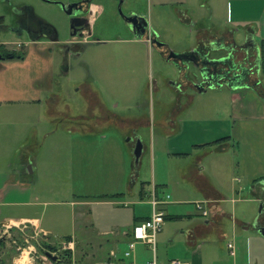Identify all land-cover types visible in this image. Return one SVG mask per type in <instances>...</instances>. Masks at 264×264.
Masks as SVG:
<instances>
[{
  "label": "rangeland",
  "instance_id": "1",
  "mask_svg": "<svg viewBox=\"0 0 264 264\" xmlns=\"http://www.w3.org/2000/svg\"><path fill=\"white\" fill-rule=\"evenodd\" d=\"M11 1L16 5L30 4L37 14L60 26L61 37L68 36L69 19L61 3L75 0ZM229 2L231 0H186L185 3L124 0L119 7V0H94L102 10H96L90 32L98 38L99 44L83 52L84 63L70 75L75 81L62 75L61 81L67 82L65 87L54 85L55 119L50 120L45 113L49 91H37L38 100L32 104L23 99L10 100L15 99L11 98L13 93L2 96L0 171L24 170V179L31 183L29 190L37 194V207L43 210L42 220L50 230V241L60 246L71 239L72 264L105 263L111 250L126 264H141L153 260V256L159 264L174 258L190 260L187 228L195 222L206 224L205 220H209V228L205 227L207 240L201 246L202 264H255V251L251 253L248 239L254 235L252 225L258 216L260 199L252 192L251 184L252 176L259 177V174L254 175L256 168L264 166V119L225 117L218 120V103L224 107L229 103L232 111L238 100L231 97L227 87H211L196 94L193 102L196 110L192 108L188 115L194 120L186 124L188 128L182 137L164 141L159 136L164 112L161 103H172L168 84L177 79L182 68L181 63L167 55L170 51L179 52L196 31L176 10L186 6L193 18H198L205 29L213 32L238 25L234 11L231 16ZM129 12H138L147 19V33L152 36V32V38L167 44L163 47L165 53L158 51L155 44L148 48L147 42H129V37L134 35L123 16ZM235 38L239 41L242 37L236 34ZM0 40L11 43L16 37L11 30L4 29ZM189 68L196 70L194 66ZM54 71L57 72L55 68ZM15 72H26L15 66L7 72L14 75V83L21 87L25 80ZM258 79L264 85V74L260 70ZM83 85L87 88L86 94L102 100V105L88 106ZM81 111L87 114V128L64 118L65 114L75 115ZM134 118L138 122L133 126L128 119ZM90 132L96 134L93 140H78L80 134ZM137 140L141 144L145 142L146 149L138 162H133L135 168L138 167L134 176L137 178L129 190L126 185L134 177L121 181L115 177L120 173L126 149L133 152ZM222 142L226 147L219 145ZM26 144H32L35 153L27 163ZM182 148L184 152H178ZM207 178L222 196L221 212L215 215L207 209L208 205L207 215L195 206L203 200L201 191L206 189L201 186L207 185ZM155 183L158 195L163 194L165 203L160 207L167 216L156 235L155 248L137 241L130 255L124 256L128 241L122 232L131 227L133 209L140 215L151 211ZM141 188L142 198L138 196ZM8 190L27 198L20 196L18 187H8ZM104 194L114 196L103 198ZM7 208L18 213L32 207ZM78 210H82V215H78ZM221 232L227 233L223 239L219 238ZM227 241L234 244V255L228 254ZM65 250L58 248L55 254L61 257ZM259 264H264V260Z\"/></svg>",
  "mask_w": 264,
  "mask_h": 264
},
{
  "label": "crops",
  "instance_id": "2",
  "mask_svg": "<svg viewBox=\"0 0 264 264\" xmlns=\"http://www.w3.org/2000/svg\"><path fill=\"white\" fill-rule=\"evenodd\" d=\"M180 3H185L186 0H179ZM230 6V13L231 16L233 15V11L235 12V21L237 22V26L232 29H217V30H207L206 27L202 24L201 21H199L198 18H193L192 12L190 14V11L188 8L180 7L176 11L178 12L180 18L187 19V21H190L196 28L195 34L191 40H189L180 50L177 52L179 55H185L183 56L181 60L178 58L170 57L169 59L174 60L175 62L181 63V71L179 72V75L177 79L175 80V84H173V87H171L170 83L168 84V89L171 94L172 103H161V107H163L164 112L163 116L160 120V127L162 128L161 134L159 135L160 138L164 141H170L172 138L179 139L182 137V134L185 129L188 128V122L193 121V117H188L190 115L192 108L195 109V104L193 106L194 98L196 94L200 92H205L211 87H206L204 85L203 88H197L196 86L192 85L190 79L193 78V69L189 68V66H194V63L192 62V59L195 58V56H202L206 55L209 57H219L226 54V50L228 49V42L232 40L233 38V32L235 34H240L242 36L243 33L248 34V38L250 41H253L251 39H254L253 44L257 45L259 47V53L260 60L263 58L264 60V0H231L229 2ZM27 7V3L19 4V7ZM18 6V5H17ZM32 12L36 16H40V14H37L33 7ZM18 8V7H17ZM94 8L98 11L101 9L99 5H94ZM102 10V9H101ZM187 15V18L185 16ZM44 18L46 23H49L51 25H55L54 22L48 20L44 16H40ZM56 27L58 29H61L59 25L56 24ZM12 32V31H11ZM151 35L153 36V33L151 32ZM38 40L36 45L34 46L31 42L33 40H25L24 43L26 44V51L23 56H20L19 49L20 46L18 45L19 42H21L20 37H16V41L8 42L7 40H0V44L5 47L9 48L17 54L16 56H8L5 58L0 57V104L2 96L5 95V93L10 94L13 93L14 95L11 96L10 100H27L29 101V104H32V102L36 99L35 94L37 91L42 90L43 92L49 91L50 93L47 95L46 98V115L50 120L55 119V114L57 111L55 110L54 106V87L52 86V77H53V57L54 52L49 48L50 42L49 39L45 36L37 37ZM36 38V39H37ZM40 38V39H39ZM137 42L143 44L144 42L135 38L129 39V42ZM139 43V44H140ZM9 44H13V46H8ZM163 45V44H162ZM144 46V45H143ZM148 48L151 46V44H147ZM153 46V45H152ZM164 46L166 47L167 44ZM163 46V47H164ZM214 50H211L213 49ZM158 51L159 48H156ZM250 52L254 51L253 48L249 49ZM192 54H189V53ZM164 56V55H163ZM197 60H199L197 58ZM20 67L23 69L26 73H20L15 72L16 74L22 76L25 80V83L22 84L20 87L19 84H15L13 80V74L8 73L12 70L13 67ZM217 67H223V65H217ZM261 68V63L259 66V70ZM11 75V77H8ZM258 76V74H257ZM256 76V77H257ZM254 78V79H253ZM258 79V77H257ZM219 81L220 84L214 85L212 88H223L227 87L231 91V97L235 98V100H238L237 104H234L233 110L231 111V108L228 105L224 107L221 105V103H218V111H216L218 120H224L225 117L227 118H234V119H240L245 120L248 118L251 119H264V93L259 94L256 90V87H253V81H255V76L252 74L247 76L242 82L235 83L233 86L229 87L225 84V78H220ZM260 81V79H259ZM245 83L249 84L248 86L245 85ZM261 83V82H260ZM180 86V88H177V86ZM264 92V85L261 87ZM26 91L24 93L23 91ZM235 90V91H234ZM233 91V92H232ZM239 91V92H236ZM240 91H243L244 94L240 93ZM257 93V94H256ZM35 100V101H36ZM88 102V101H87ZM236 103V101H234ZM96 102H91L89 100L88 106L96 105ZM115 105V104H114ZM1 106V105H0ZM28 106V105H27ZM87 106V107H88ZM226 109V110H225ZM116 115V114H115ZM64 118L71 120L73 122L79 123L80 125H87V114L85 111H81L78 114L75 115H69L65 114ZM96 123V118L94 120ZM138 120L137 119H128V123H132L133 126L137 125ZM89 124V123H88ZM92 122H90L89 126H91ZM87 128V126H86ZM96 134L93 132L90 133H82L79 135L78 140L79 141H85V140H93L94 136ZM105 138H101V140H104ZM181 141V140H180ZM164 144H166L164 142ZM199 144V143H196ZM224 144V145H223ZM219 145H222L226 147L227 144L225 142L220 143ZM35 146V144H34ZM135 146V144H134ZM133 146V148H134ZM141 153L139 158L142 156V153L146 149L145 142L141 144ZM26 148V157L25 162L27 163L28 158L30 156H34L35 153L33 152V145L32 144H26L24 146ZM149 149L152 148V142L149 144ZM154 148V147H153ZM179 150V149H177ZM127 151V152H126ZM126 156L124 159H122L121 162V170L120 173L115 177L116 179H119V181L123 179H128L130 176L133 178L136 174V171L138 169L134 166V154L131 152V150L126 149ZM150 151V150H149ZM151 152V158L153 160L154 158V151L153 149ZM178 152H184L183 148ZM175 155H181L176 152H172ZM138 158V159H139ZM141 164V159H140ZM30 169L31 167L28 166ZM136 169V170H135ZM259 170V171H257ZM30 172L31 169H30ZM24 170H16L15 172L6 173L0 171V233L4 232V235L1 236V240L4 241L2 246L0 247V264H43L47 261H43L38 258H34V252L32 249L35 248V250L38 253H44L45 249L51 247H42L39 248L38 245L40 243V240H45L51 245H55L53 242L49 239L50 230L49 228L43 224V210L39 209L37 206L39 202L37 201V194L33 191L31 192L29 190L31 183L27 182L24 179ZM259 174V175H258ZM252 176V184L251 189L252 192L257 194V196L263 197L264 196V166H260L258 169L256 168V172ZM256 177V178H254ZM137 177H134L133 179H129L126 185V187H129V190L133 188L134 181H136ZM142 182V181H141ZM143 187V185H141ZM8 187H15L19 188L21 192L20 196H27V198L19 197L17 196L19 193L15 194V192L12 193V191L8 190ZM202 187H205V191L202 190V196L203 200L201 201L204 204V207L208 205V210L213 212V214H217L219 211L221 212V207L219 205L221 193H219L216 190V186L212 184L209 181V178H207V185H202ZM10 189V188H9ZM155 189V195L156 198L160 201L157 204V207L161 210L162 207L160 205L164 204L165 201L162 200V195H158L157 185L155 183L154 185ZM16 189H14L15 191ZM142 188L138 193V196L140 198L143 197ZM118 193V192H117ZM217 195H216V194ZM30 197H33V200H31ZM8 206H31L28 211L25 212H13L10 209H8ZM34 206V207H33ZM151 211H152V204H151ZM150 211V212H151ZM164 211V210H163ZM150 212L146 215H140L136 214V211L133 209L132 215L130 219L132 220L131 227L127 230H124L123 237L125 240L129 241L131 238V230L132 226L135 224L136 219L143 220L150 216ZM78 215H82V210H78ZM208 214V213H207ZM206 214V215H207ZM164 215L165 212H164ZM258 217V216H257ZM165 220V218H164ZM25 221V225H21V222ZM206 224H200L199 222H195L193 225L189 226L187 228V237H188V243L190 246V251L188 255H190V260L184 259L191 264H202L201 258V246L202 243L205 242L207 239L205 238V227L207 229L209 228V220H205ZM11 224V225H10ZM20 224L19 226H17ZM9 225L10 227H7ZM249 226H247L245 229H248ZM252 229L254 232V235L249 237V246L252 253V250L255 251L256 256V262L255 264H259V262L264 260V238L260 233L257 232L255 227L252 225ZM227 235L226 232H221L220 239L225 238ZM15 237V238H14ZM48 238V239H47ZM17 241L19 245L25 246V252L24 257L19 260L17 258L18 251L16 250V246L12 240ZM26 240V241H25ZM71 242V239H67ZM124 240V241H125ZM72 243V242H71ZM73 247V243L71 244ZM28 246V247H27ZM56 246V245H55ZM31 247V249H29ZM57 247V246H56ZM226 247V244H225ZM227 249V247H226ZM228 251V250H227ZM229 254V253H228ZM252 255V254H251ZM262 257V258H261ZM261 258V259H260ZM175 259V258H174ZM48 261H51L48 259ZM52 263H55L51 261Z\"/></svg>",
  "mask_w": 264,
  "mask_h": 264
},
{
  "label": "flooded vegetation",
  "instance_id": "3",
  "mask_svg": "<svg viewBox=\"0 0 264 264\" xmlns=\"http://www.w3.org/2000/svg\"><path fill=\"white\" fill-rule=\"evenodd\" d=\"M94 0H75L74 2L68 3H75L69 8L63 9L65 14L68 16L69 19V33L68 36L61 37V32L56 27V25H51L46 23L44 18L40 16H36L32 12V8L30 5L27 7H19L16 4H12L11 0H0V32L4 29L11 30L15 37L22 38L25 36V40H33L31 42L34 46L36 45L38 38L45 36L49 39L50 45L49 48L54 52L53 57V77H52V86H56V88H64L66 83L61 81L62 75L66 76L69 81H75L76 79H71L70 75L75 72L77 66H80L84 63L82 58V54L89 46H94L99 44L98 38L96 36L91 35L90 28L93 23V17L95 15L96 9L93 3ZM124 0H119V7ZM66 3L65 5H67ZM23 4V3H22ZM5 7H4V6ZM16 5V6H15ZM62 6V5H61ZM18 7V8H17ZM2 8L4 10H2ZM120 10V9H119ZM66 12H70L67 14ZM130 14L123 15L124 20L131 30L130 25L128 23L127 17L129 15H138V19L133 21L135 26L137 27V32L144 31L140 36L134 37L135 39L141 40L143 42H147L148 44H155L160 52L165 53V49H163L164 45H159L157 42L149 35L148 31V21L147 19L138 12H129ZM5 15H7L5 17ZM147 33V34H146ZM37 38V39H36ZM132 39V37H129ZM149 38V40H148ZM40 39V38H39ZM129 40V39H128ZM140 43V42H139ZM230 44V41L228 42ZM141 44V43H140ZM20 46L19 55L23 56L26 51V44L24 41L19 42ZM246 46L248 49L253 48L251 45L250 39L247 41ZM171 52V51H170ZM169 52V53H170ZM17 55L15 51L5 48L0 44V57L5 58L9 55ZM168 56V55H167ZM181 56V55H180ZM182 55L181 57L183 58ZM182 60V59H181ZM200 60V58H199ZM205 61V59H204ZM54 68L57 70L54 71ZM55 72L57 74H55ZM56 76V77H55ZM248 76V75H247ZM81 82V80H79ZM175 81H171L170 85L173 87ZM84 86V85H83ZM174 88V87H173ZM87 88L84 86V92L86 100L89 102H96L98 105H102L103 101L99 100L93 95L86 94ZM116 104V103H115ZM260 201L263 203V208L261 213L258 215L257 220L259 221L260 225H264V196L259 198Z\"/></svg>",
  "mask_w": 264,
  "mask_h": 264
},
{
  "label": "water",
  "instance_id": "4",
  "mask_svg": "<svg viewBox=\"0 0 264 264\" xmlns=\"http://www.w3.org/2000/svg\"><path fill=\"white\" fill-rule=\"evenodd\" d=\"M75 3H68L65 5L64 3L62 5L63 9L69 8ZM69 14L70 12H66ZM138 15H129L127 17L128 23L130 25L131 30L134 32L135 37L140 36L144 31L137 32V27L133 23L136 19H138ZM236 34L233 32V38L230 41V44H228V49L226 50V54L219 57H209L206 55L202 56H195V58L192 59V62L195 65V69L193 71V78L190 79L192 85L196 86L197 88H203L204 85L206 87H213L214 85H218L221 82L219 81L220 78H225V84L229 87L233 86L235 83H240L242 80H244L247 75L255 74L257 75L259 73V66H260V53H259V47L257 45L253 44L254 39H251V45L253 47L252 52L248 49L246 46L247 41L249 40L248 34L243 33L241 40H236ZM156 41V39H153ZM157 42V41H156ZM157 44L161 45L162 43L157 42ZM189 54H192L191 52ZM10 57L14 56L13 54L9 55ZM178 58L182 59V57L178 53L170 52L168 54V58ZM197 58L200 60H197ZM205 59V61H204ZM182 60H186L185 58ZM223 65V67H217V65ZM255 82H259V79H256ZM241 84V83H240ZM246 86L249 84L245 83ZM141 143L139 140L135 142V146L133 149L134 154V162H138V158L141 153ZM263 208L262 201L259 202V209H258V215L261 213ZM253 226L257 230L260 235L264 238V225H260L259 221L257 220V217L255 219V222H253ZM46 255L52 259L55 262H58L60 258L57 255L52 254L49 250H46Z\"/></svg>",
  "mask_w": 264,
  "mask_h": 264
},
{
  "label": "built area",
  "instance_id": "5",
  "mask_svg": "<svg viewBox=\"0 0 264 264\" xmlns=\"http://www.w3.org/2000/svg\"><path fill=\"white\" fill-rule=\"evenodd\" d=\"M149 40V38H148ZM160 201L156 198V195L154 193L151 204H152V211L149 217L135 223L132 226V230H131V238L128 241V245H127V249L123 252L124 256H129L131 251L134 249V245L137 241H141L145 244H150L152 246V248H155V244H156V235L158 233V231L161 229V225L164 221V211L159 209L157 207V204ZM196 208L199 209L201 211V213L203 215H206L208 212L206 210V208L204 207V204L200 201V202H196L195 204ZM25 221L21 222V225H25ZM11 225V224H10ZM20 224H18L17 226H19ZM7 227H9V225H7ZM4 235V232L0 233V237ZM15 244V248L18 251L17 254V258L19 260H21L24 257V250H25V246L24 245H19L17 244L18 242L14 240H12ZM26 241V240H25ZM72 243L68 240L67 243H63L60 248H64V249H72ZM28 247V246H27ZM226 247L227 250L229 252L230 255H234L235 254V246L232 243V241H227L226 243ZM31 249V247L29 248ZM33 252H34V258H38L41 259L43 261H48V257L44 254V253H38L35 248L32 247ZM26 253V252H25ZM55 253V252H53ZM154 253V252H153ZM110 257L108 258L107 262L102 263V264H126L122 258L116 257V254L114 251H110L109 253ZM127 264H135L133 262L127 263ZM141 264H159L156 262L155 257L153 256V260L151 261H147ZM162 264V263H161ZM165 264H191L190 262L186 261V260H181V259H171L168 263Z\"/></svg>",
  "mask_w": 264,
  "mask_h": 264
},
{
  "label": "trees",
  "instance_id": "6",
  "mask_svg": "<svg viewBox=\"0 0 264 264\" xmlns=\"http://www.w3.org/2000/svg\"><path fill=\"white\" fill-rule=\"evenodd\" d=\"M260 55H261V53H260ZM260 63H261L260 71H262V73L264 74V60H263V58L260 60ZM252 75L255 76V81H256V79H257L258 76L255 75V74H252ZM255 81H253L252 86L257 88L256 90L258 91L259 94H263L264 92H263V89L261 88L262 87V84L260 82H255ZM103 196H104L103 198H108V197L114 196V194H104ZM166 217L167 216L164 215V218H166ZM139 221H141V220L136 219V222L135 223H137ZM3 243H4V241L0 240V247L2 246ZM38 247L39 248H42V247L43 248L44 247L45 248L46 247L56 248L55 245H51V244H49L45 240H40V243H39ZM70 259H71V251L69 249H67V250H65V251L62 252V255L60 257V260L58 262H55V264H72V262L70 261ZM0 261H1V258H0Z\"/></svg>",
  "mask_w": 264,
  "mask_h": 264
}]
</instances>
